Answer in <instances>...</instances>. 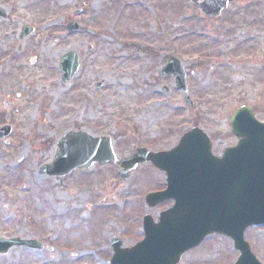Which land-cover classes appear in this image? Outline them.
<instances>
[{
    "label": "rangeland",
    "instance_id": "1",
    "mask_svg": "<svg viewBox=\"0 0 264 264\" xmlns=\"http://www.w3.org/2000/svg\"><path fill=\"white\" fill-rule=\"evenodd\" d=\"M0 8L8 14L0 19V126L12 128L7 144L0 141V224L7 236L51 247L15 248L0 264H110L112 238L132 247L143 239L142 216L156 221L170 206L143 204L166 185L152 165L125 176L107 164L38 177L66 132L108 136L121 158L138 148L170 151L199 127L218 156L236 143L228 125L235 109L251 106L264 123V0L232 3L227 36H216L189 0H0ZM70 21L79 31L68 33ZM27 25L33 31L21 40ZM71 51L79 71L64 85L58 62ZM170 57L183 63L190 107L174 77L160 75ZM246 236L264 264V228ZM238 255L229 239L213 237L181 264H233Z\"/></svg>",
    "mask_w": 264,
    "mask_h": 264
},
{
    "label": "water",
    "instance_id": "2",
    "mask_svg": "<svg viewBox=\"0 0 264 264\" xmlns=\"http://www.w3.org/2000/svg\"><path fill=\"white\" fill-rule=\"evenodd\" d=\"M191 1L211 18L217 17L233 0ZM4 17L5 12L0 10V18ZM67 29L76 32L79 26L71 22ZM31 32L26 27L20 39ZM30 61L35 63V59ZM166 64L161 77L174 76L175 88L182 91L184 103L190 106L182 63L171 58ZM59 69L60 80L69 83L79 69L77 55L70 52L62 56ZM229 125L238 141L234 148L224 150L221 158L212 156L210 140L199 128L181 136L178 145L169 152L153 153L138 148L132 156L120 159L112 151L108 137L70 132L57 142L53 161L40 167L37 175L65 177L96 163L114 164L123 175L144 163H152L166 173L167 188L148 195L145 202L152 208L164 200H174L173 208L162 213L158 224L150 217L144 218L145 239L132 250L121 251V242L113 240L115 254L111 264H178L182 253L214 233L233 239L241 253L235 264H258L242 239L249 226L264 225V124L245 106L233 112ZM10 131V126L0 127V139L8 137ZM23 245L41 248L34 241H0V253Z\"/></svg>",
    "mask_w": 264,
    "mask_h": 264
},
{
    "label": "flooded vegetation",
    "instance_id": "3",
    "mask_svg": "<svg viewBox=\"0 0 264 264\" xmlns=\"http://www.w3.org/2000/svg\"><path fill=\"white\" fill-rule=\"evenodd\" d=\"M242 6V5H241ZM229 10V9H228ZM228 10H226V11H223V12H221V14L217 17V18H210V19H208L209 20V24L211 25V24H213V30H214V33H215V35L216 36H218V32H220V34L222 35V36H227V35H229V32H228V25H229V23H230V21H231V18H230V14H228V16H226L227 15V12H228ZM231 17L232 18H234V21L233 22H239V20H238V18H239V16L238 17H236V15L235 14H232L231 15ZM204 18V17H203ZM230 19V20H229ZM236 36L238 37V36H240V37H244V32L243 31H241L240 32V34H236ZM225 49H230V46L229 45H227L226 47H225ZM22 235L21 234H19V233H16V232H14V234H11V235H6V232H5V228L4 227H2L1 226V224H0V239H14V238H21V239H26V238H28L27 236H25V237H21ZM24 250H28L29 252H31V253H36L37 251H34V250H29V249H27V248H23ZM5 257H7L8 258V253H7V251H6V254L4 255ZM4 256H1L0 255V257H4Z\"/></svg>",
    "mask_w": 264,
    "mask_h": 264
}]
</instances>
